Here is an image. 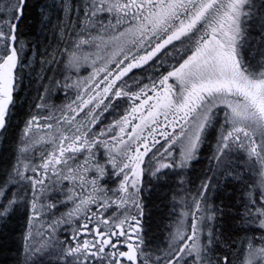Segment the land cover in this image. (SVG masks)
<instances>
[{
	"label": "snow or ice",
	"instance_id": "obj_1",
	"mask_svg": "<svg viewBox=\"0 0 264 264\" xmlns=\"http://www.w3.org/2000/svg\"><path fill=\"white\" fill-rule=\"evenodd\" d=\"M26 7L0 6V130L37 51L20 33ZM82 10L79 31L46 46L47 63L59 52L63 64L55 87L74 98L45 103V87L0 180V218L27 215L15 264H264V0H84ZM122 99L123 115L101 127ZM213 134L208 169L173 197L164 246H150L142 194L189 184L181 173ZM222 181L240 186L234 218L246 233L231 256L218 251L225 209L210 196Z\"/></svg>",
	"mask_w": 264,
	"mask_h": 264
},
{
	"label": "trees",
	"instance_id": "obj_2",
	"mask_svg": "<svg viewBox=\"0 0 264 264\" xmlns=\"http://www.w3.org/2000/svg\"><path fill=\"white\" fill-rule=\"evenodd\" d=\"M4 3L5 0H0V6ZM83 3L84 0H69L71 10L66 13L63 4L60 5L56 0H27L25 18L20 22L19 28L23 39L37 44V51L35 55L31 50H28L25 54L24 63L27 64L31 61V65L22 69V82L17 84L14 107L12 108L14 114L9 117L7 127L0 131V180L4 178L5 170L14 163L24 120L29 113L36 112V104L41 102L40 97L45 94V87L51 82L52 87L47 93L45 103L66 104L74 98V91L69 92L66 96L62 87L59 89L55 87V80H63V64L59 59V52L56 54L57 59L55 61L51 64L47 63V52H50L51 48H47L46 51V46L50 44L52 47H57L61 29H67L64 32L65 40L68 38L69 33L75 34L79 31L81 22L84 19ZM256 3L259 6L261 0H256ZM78 7L80 8L79 12L77 11ZM259 25L260 18L255 16L250 21L252 35L258 34ZM64 46V43H59L60 48ZM42 57H45L43 64L41 63ZM136 75L146 76L148 71H137ZM127 106L128 102L122 99L121 103L117 105L120 111L117 112V108L109 109L102 115L100 126L110 123L112 119H118L119 115H123V108ZM97 131H99V128H97ZM214 144L213 134L201 146L198 158L194 159L189 168L181 173V175L187 177L189 184L181 186L173 182L165 187L156 186L151 191H145L142 194L145 204L144 226L147 230L150 246H164L168 232L171 231L170 226L175 220L173 212L176 205L173 197L184 194L180 191L181 187L187 189L191 186L194 188L199 184L200 178L208 169V158L212 155ZM254 175V172H250L245 180H249V183H251L249 178ZM145 179L148 178L145 177ZM177 179L178 177H174L173 181ZM239 187V185H234L231 182H228L225 186V182L222 181L217 189L210 191V196H214L212 202L217 207L225 209L224 218L218 220L215 225L217 235L223 234V239L219 241L218 251L219 249H227L229 246H231V251L221 252V256L225 254L231 256L235 253L239 248L241 238L246 235L245 232L239 230L240 218L238 216L234 218L235 213L242 211V209L236 207L239 203ZM53 199H56V197H53ZM59 199H63V196H60ZM67 207H71V205L68 204L63 207L58 205L54 215L59 216L67 211ZM22 213L23 207L13 213L10 218H0V264H15L16 253L22 245L21 236L27 225V215ZM47 259L45 257V260Z\"/></svg>",
	"mask_w": 264,
	"mask_h": 264
},
{
	"label": "rangeland",
	"instance_id": "obj_3",
	"mask_svg": "<svg viewBox=\"0 0 264 264\" xmlns=\"http://www.w3.org/2000/svg\"><path fill=\"white\" fill-rule=\"evenodd\" d=\"M56 2L59 3L60 5L63 4V7H64V4H65V3H69V0H64V2H63V0H56ZM82 73H83L84 75H87V72H85V73L82 72ZM82 73H81V74H82ZM42 115H44V114H42ZM22 128H23V126H22ZM61 200H63V199H61ZM67 208H68V207H67ZM39 223H40V222H37L38 225H39Z\"/></svg>",
	"mask_w": 264,
	"mask_h": 264
},
{
	"label": "water",
	"instance_id": "obj_4",
	"mask_svg": "<svg viewBox=\"0 0 264 264\" xmlns=\"http://www.w3.org/2000/svg\"><path fill=\"white\" fill-rule=\"evenodd\" d=\"M1 131V130H0Z\"/></svg>",
	"mask_w": 264,
	"mask_h": 264
}]
</instances>
